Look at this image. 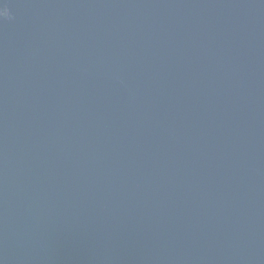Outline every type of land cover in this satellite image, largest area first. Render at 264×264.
I'll list each match as a JSON object with an SVG mask.
<instances>
[{"label":"water","instance_id":"95a60500","mask_svg":"<svg viewBox=\"0 0 264 264\" xmlns=\"http://www.w3.org/2000/svg\"><path fill=\"white\" fill-rule=\"evenodd\" d=\"M0 264H264V0H0Z\"/></svg>","mask_w":264,"mask_h":264},{"label":"clouds","instance_id":"9594fccd","mask_svg":"<svg viewBox=\"0 0 264 264\" xmlns=\"http://www.w3.org/2000/svg\"><path fill=\"white\" fill-rule=\"evenodd\" d=\"M2 13H3V15H6L7 13H6V10H2Z\"/></svg>","mask_w":264,"mask_h":264}]
</instances>
